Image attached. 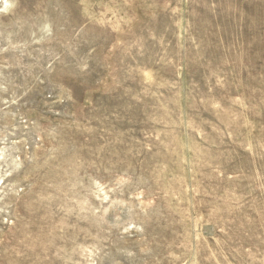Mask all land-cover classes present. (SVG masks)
<instances>
[{
  "label": "rangeland",
  "instance_id": "obj_1",
  "mask_svg": "<svg viewBox=\"0 0 264 264\" xmlns=\"http://www.w3.org/2000/svg\"><path fill=\"white\" fill-rule=\"evenodd\" d=\"M0 264H264V0H0Z\"/></svg>",
  "mask_w": 264,
  "mask_h": 264
}]
</instances>
